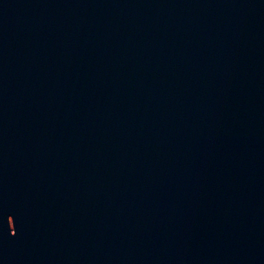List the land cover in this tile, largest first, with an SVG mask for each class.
Returning <instances> with one entry per match:
<instances>
[{
  "label": "water",
  "instance_id": "1",
  "mask_svg": "<svg viewBox=\"0 0 264 264\" xmlns=\"http://www.w3.org/2000/svg\"><path fill=\"white\" fill-rule=\"evenodd\" d=\"M0 264H264V0H0Z\"/></svg>",
  "mask_w": 264,
  "mask_h": 264
}]
</instances>
